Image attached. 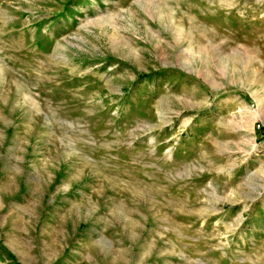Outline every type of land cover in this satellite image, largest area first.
<instances>
[{
	"label": "rangeland",
	"instance_id": "1",
	"mask_svg": "<svg viewBox=\"0 0 264 264\" xmlns=\"http://www.w3.org/2000/svg\"><path fill=\"white\" fill-rule=\"evenodd\" d=\"M0 264H264V0H0Z\"/></svg>",
	"mask_w": 264,
	"mask_h": 264
}]
</instances>
